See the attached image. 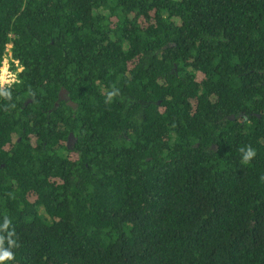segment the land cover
Here are the masks:
<instances>
[{
	"label": "trees",
	"instance_id": "trees-1",
	"mask_svg": "<svg viewBox=\"0 0 264 264\" xmlns=\"http://www.w3.org/2000/svg\"><path fill=\"white\" fill-rule=\"evenodd\" d=\"M7 49V264H264V0H0Z\"/></svg>",
	"mask_w": 264,
	"mask_h": 264
},
{
	"label": "clouds",
	"instance_id": "clouds-1",
	"mask_svg": "<svg viewBox=\"0 0 264 264\" xmlns=\"http://www.w3.org/2000/svg\"><path fill=\"white\" fill-rule=\"evenodd\" d=\"M119 90L114 89L108 91L105 103L113 101V99L118 96ZM11 98L10 96L8 97ZM241 161L242 163H250L257 155L255 148L252 146L241 147ZM11 221L5 217L2 224H0V233H5L6 235H0V264H7V262H12L15 259L13 249L17 247V241L14 239L15 232L10 230ZM6 243V246H5Z\"/></svg>",
	"mask_w": 264,
	"mask_h": 264
},
{
	"label": "built area",
	"instance_id": "built-area-1",
	"mask_svg": "<svg viewBox=\"0 0 264 264\" xmlns=\"http://www.w3.org/2000/svg\"><path fill=\"white\" fill-rule=\"evenodd\" d=\"M8 50L0 64V91L5 90L16 82V72L12 69V65L17 71H21L18 63L11 59V53Z\"/></svg>",
	"mask_w": 264,
	"mask_h": 264
},
{
	"label": "water",
	"instance_id": "water-1",
	"mask_svg": "<svg viewBox=\"0 0 264 264\" xmlns=\"http://www.w3.org/2000/svg\"><path fill=\"white\" fill-rule=\"evenodd\" d=\"M59 100L66 101L65 91L64 90H61L60 91V93H59ZM67 105L70 106V107L75 108V105L73 103H71V102H68ZM55 106H57V104ZM71 137H72V134L69 135L68 141L71 139Z\"/></svg>",
	"mask_w": 264,
	"mask_h": 264
},
{
	"label": "flooded vegetation",
	"instance_id": "flooded-vegetation-1",
	"mask_svg": "<svg viewBox=\"0 0 264 264\" xmlns=\"http://www.w3.org/2000/svg\"><path fill=\"white\" fill-rule=\"evenodd\" d=\"M233 119V117H231ZM74 144H75V139H73L71 137V139L69 141H67V146L70 148V147H74Z\"/></svg>",
	"mask_w": 264,
	"mask_h": 264
}]
</instances>
